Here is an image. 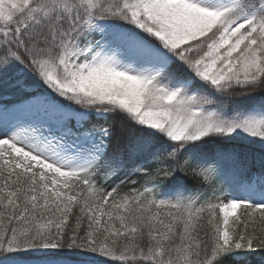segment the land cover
I'll list each match as a JSON object with an SVG mask.
<instances>
[{
    "label": "snow or ice",
    "instance_id": "obj_1",
    "mask_svg": "<svg viewBox=\"0 0 264 264\" xmlns=\"http://www.w3.org/2000/svg\"><path fill=\"white\" fill-rule=\"evenodd\" d=\"M0 264H264V0H0Z\"/></svg>",
    "mask_w": 264,
    "mask_h": 264
},
{
    "label": "trees",
    "instance_id": "obj_2",
    "mask_svg": "<svg viewBox=\"0 0 264 264\" xmlns=\"http://www.w3.org/2000/svg\"><path fill=\"white\" fill-rule=\"evenodd\" d=\"M121 178L123 179L124 177L122 176ZM137 179H139L138 176H135V175L131 176V177H130V180L128 181V183L126 184V186H125L122 190H123V191H127V189H128L129 187H132L131 181H132V180H137ZM193 183L195 184V183H197V182L193 181ZM254 259H257V258H254Z\"/></svg>",
    "mask_w": 264,
    "mask_h": 264
},
{
    "label": "rangeland",
    "instance_id": "obj_3",
    "mask_svg": "<svg viewBox=\"0 0 264 264\" xmlns=\"http://www.w3.org/2000/svg\"><path fill=\"white\" fill-rule=\"evenodd\" d=\"M258 147V146H257Z\"/></svg>",
    "mask_w": 264,
    "mask_h": 264
}]
</instances>
